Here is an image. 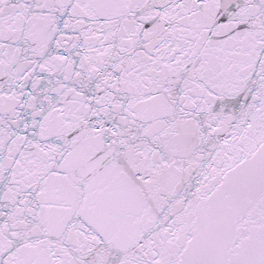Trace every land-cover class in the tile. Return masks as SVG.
Returning <instances> with one entry per match:
<instances>
[{
    "label": "snow or ice",
    "instance_id": "1",
    "mask_svg": "<svg viewBox=\"0 0 264 264\" xmlns=\"http://www.w3.org/2000/svg\"><path fill=\"white\" fill-rule=\"evenodd\" d=\"M0 264H264V0H0Z\"/></svg>",
    "mask_w": 264,
    "mask_h": 264
}]
</instances>
